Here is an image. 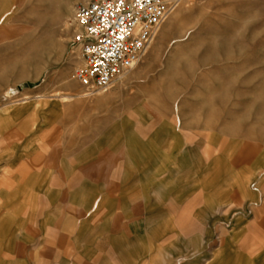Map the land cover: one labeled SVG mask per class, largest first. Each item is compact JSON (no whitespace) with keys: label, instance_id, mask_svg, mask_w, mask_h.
Returning <instances> with one entry per match:
<instances>
[{"label":"rangeland","instance_id":"374dc122","mask_svg":"<svg viewBox=\"0 0 264 264\" xmlns=\"http://www.w3.org/2000/svg\"><path fill=\"white\" fill-rule=\"evenodd\" d=\"M90 1L0 0V264H244L264 248V0H168L137 65L85 95Z\"/></svg>","mask_w":264,"mask_h":264},{"label":"built area","instance_id":"2783aa9c","mask_svg":"<svg viewBox=\"0 0 264 264\" xmlns=\"http://www.w3.org/2000/svg\"><path fill=\"white\" fill-rule=\"evenodd\" d=\"M172 7L168 0H91L75 8L72 43L81 64L72 78L85 95L105 91L137 65Z\"/></svg>","mask_w":264,"mask_h":264},{"label":"crops","instance_id":"0c3cea01","mask_svg":"<svg viewBox=\"0 0 264 264\" xmlns=\"http://www.w3.org/2000/svg\"><path fill=\"white\" fill-rule=\"evenodd\" d=\"M255 242L251 245H244L242 248L246 251L247 249V256L244 264H264V261L259 257L261 253H263L264 248L260 245L259 239L255 238Z\"/></svg>","mask_w":264,"mask_h":264}]
</instances>
